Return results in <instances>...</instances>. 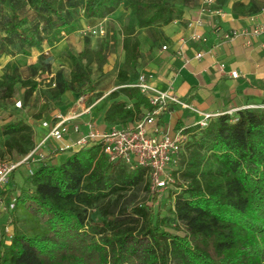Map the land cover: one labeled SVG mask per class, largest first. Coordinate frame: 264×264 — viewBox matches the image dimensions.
Wrapping results in <instances>:
<instances>
[{
  "label": "trees",
  "instance_id": "16d2710c",
  "mask_svg": "<svg viewBox=\"0 0 264 264\" xmlns=\"http://www.w3.org/2000/svg\"><path fill=\"white\" fill-rule=\"evenodd\" d=\"M123 1L0 0V54L7 46L54 47L83 23L114 14ZM131 8L134 26L110 28L95 52L86 45L80 56L67 53L74 66L71 82L80 84L88 80L92 62H108L123 34V87L110 95L105 113L115 128H132L158 108L129 83L141 58L138 30L168 26L180 15L167 0H133ZM17 87L25 88L27 100L38 83L4 75L0 109L15 98ZM184 134L165 207L155 208L154 193L152 205L139 200L140 192L152 191L148 170L110 162L102 140L70 150L59 164L52 156L60 149L20 174L22 164L11 176L22 177L21 185L14 183L19 190H0V198H15L14 209L0 217L14 229L10 239L0 229V264H264V107L219 115L204 128L188 126ZM33 137L24 120L4 125L0 158L16 155L21 162L34 150Z\"/></svg>",
  "mask_w": 264,
  "mask_h": 264
},
{
  "label": "crops",
  "instance_id": "0c3cea01",
  "mask_svg": "<svg viewBox=\"0 0 264 264\" xmlns=\"http://www.w3.org/2000/svg\"><path fill=\"white\" fill-rule=\"evenodd\" d=\"M167 1L179 10L180 15L168 26L138 30L141 58L139 66L130 74L129 83L135 86L140 76L145 75L157 91L167 92L212 115L264 107V35L246 47L242 39L225 42L216 32L218 28L229 32L264 24V0H218L216 7L222 10L219 17L202 13L203 0ZM132 3L133 0H124L120 8L107 18L90 25L83 23L81 30L66 36L54 47L44 45L42 49L32 50L21 45L5 47L0 54V80L4 75L17 74L22 80H35L38 89L25 100V88L17 87L15 98L3 102L6 109H0V129L8 123L24 120L33 129L34 148L41 145L40 151L49 156L62 146L73 145L85 137L90 130L88 123L101 133L118 127L106 123L105 113L112 104L110 95L123 87L118 78L125 62L123 34L119 35L115 50L108 54V62L101 67L92 62L88 80L80 84L71 82L74 66L67 53L80 56L86 45L92 52L99 49L107 34L100 36L102 40L97 44L94 37L86 35L88 29L103 26L108 33L110 28L122 32L124 28L134 26L136 15ZM193 33L206 36L208 42L183 45L181 40L188 39ZM2 36L4 32L0 28V38ZM199 52L205 53L202 60L195 58ZM221 64H225V69H221ZM232 71L238 72V79L230 76ZM167 110L156 122L160 132L175 134L194 126L200 119L178 105L170 104ZM160 119H166L163 125ZM61 121H65L67 128L64 140H47L51 129ZM76 126L80 127L79 132H75ZM4 140L0 138L1 151H4ZM69 154V151L59 152L52 156L53 162L59 164ZM30 167L31 164L24 165L21 173ZM16 175L19 183L22 177L18 180V173Z\"/></svg>",
  "mask_w": 264,
  "mask_h": 264
},
{
  "label": "built area",
  "instance_id": "2783aa9c",
  "mask_svg": "<svg viewBox=\"0 0 264 264\" xmlns=\"http://www.w3.org/2000/svg\"><path fill=\"white\" fill-rule=\"evenodd\" d=\"M218 0H203L201 11L210 16L219 17L222 15V10L216 7ZM193 26L192 24L190 25ZM87 32L93 36L106 35V29L103 26L94 29H88ZM217 34L225 42H233L242 39L246 47H250L254 39L264 35V24L255 25L253 28H245L241 30H233L222 32L220 28L216 30ZM190 42L207 43L208 38L198 33H193L188 39L183 38L181 43L187 45ZM166 47H164V50ZM179 55H183L179 52ZM205 56L204 52L196 54L197 60H202ZM221 69H225V64L220 65ZM230 76L233 79H238L239 74L232 71ZM141 92L147 95L154 106H158L154 111L147 113L142 119L137 121L132 128H113L107 132H98L94 129L91 123H88L90 128L88 134L73 145H65L59 148L62 151L76 150L84 147L90 141L102 140L103 152L112 163H124L131 169L145 168L149 172L152 191H162L172 187L176 183L173 175L174 171L171 168L178 165L181 153L183 152L186 135L184 129L175 134L170 132H160L156 128L157 119L162 116L170 104L178 105L184 110H188L200 119L195 123V126L204 128L215 117L219 115L207 114L199 111L190 104L182 101L176 96H172L167 92H159L148 83L145 75L140 76L139 83L136 85ZM257 108V107H251ZM48 126V123H44ZM80 127H75V132H79ZM67 134L65 121L59 122L49 132L48 138L57 142H62ZM41 145L25 157L21 162H0V190H4L10 180L13 172L22 164L30 165L45 158V154L40 151ZM0 204L4 206V211H12L15 206V198L7 197L0 198ZM8 231V229H6Z\"/></svg>",
  "mask_w": 264,
  "mask_h": 264
},
{
  "label": "rangeland",
  "instance_id": "374dc122",
  "mask_svg": "<svg viewBox=\"0 0 264 264\" xmlns=\"http://www.w3.org/2000/svg\"><path fill=\"white\" fill-rule=\"evenodd\" d=\"M108 27L110 28L112 26L108 25ZM86 35L94 37L97 44L102 40V38H100V36L96 37V36L90 35L87 31H86ZM165 121H166V119H160L161 125H163L165 123ZM0 160H3L5 162L18 163L20 158L18 156H16V155L15 156H6L5 155V156L1 157ZM21 168H23V167H21ZM21 168L18 170V172L20 174H21ZM176 169H177V166H174V167L171 168V171H175ZM19 179H20V175H19L18 180ZM15 182H16V179H14V180L11 179L9 184H8V186L6 187V189H11V188L15 187L17 190H19V188H17L19 186L14 185ZM21 183H22V180L20 179L19 185H21ZM174 187H175V185L172 186V187H169L166 190H162V191L155 190V191H151L150 193L140 192L138 194V197H139L140 201L143 202V201L147 200L148 204L152 205L153 203L151 202V199H152V196H153V193H154L158 197V201H157V203L155 205V208H157V207H165L167 204L170 203L169 195L171 194V191L174 189ZM4 206H5V204H3V205L0 204V217L3 216V214H4V209H3ZM9 223H10L9 221L8 222L0 221V229H1L2 232H4L6 234V239H10V236L13 235V232H14L13 227L11 225H8ZM6 229H8V231H6Z\"/></svg>",
  "mask_w": 264,
  "mask_h": 264
}]
</instances>
